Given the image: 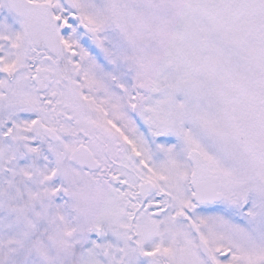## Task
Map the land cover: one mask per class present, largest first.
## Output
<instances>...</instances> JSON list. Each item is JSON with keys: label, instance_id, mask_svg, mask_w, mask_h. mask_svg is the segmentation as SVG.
Segmentation results:
<instances>
[{"label": "snow or ice", "instance_id": "1", "mask_svg": "<svg viewBox=\"0 0 264 264\" xmlns=\"http://www.w3.org/2000/svg\"><path fill=\"white\" fill-rule=\"evenodd\" d=\"M0 264H264V0H0Z\"/></svg>", "mask_w": 264, "mask_h": 264}]
</instances>
